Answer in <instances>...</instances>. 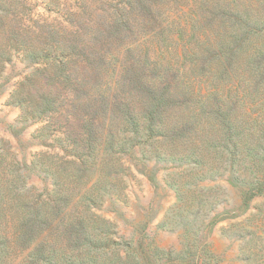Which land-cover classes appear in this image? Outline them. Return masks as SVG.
<instances>
[{
  "label": "trees",
  "instance_id": "16d2710c",
  "mask_svg": "<svg viewBox=\"0 0 264 264\" xmlns=\"http://www.w3.org/2000/svg\"><path fill=\"white\" fill-rule=\"evenodd\" d=\"M192 1L203 10L159 26L145 44L130 48L137 61L127 62L116 44L134 31L137 5L157 11L172 0H100V9L110 12L96 25L98 8L88 0H41L36 6H43V15L36 19L23 1L0 0V73L17 60L30 68L7 104L20 109L23 123L41 124L32 136L47 145L29 165L53 183L29 196L16 192L19 174L6 180L12 195L5 200L0 194L2 262L59 264L65 256L71 264H151L143 239L129 241L123 255L119 240L96 238L98 219L77 245L83 215L66 214L67 246L61 251L57 244L58 201L80 196L90 210L106 197L120 199L129 160L136 157L179 164L170 175L177 181L225 179L243 202L264 194V20L251 15L241 22L242 40L239 30L213 19L215 8L206 5L214 0ZM248 13L237 10L239 17ZM239 63L250 66L249 84ZM156 66L160 70L150 78ZM135 76L140 86L123 92L122 79L131 85ZM252 85L258 86L256 98ZM84 173L88 183L76 190Z\"/></svg>",
  "mask_w": 264,
  "mask_h": 264
},
{
  "label": "rangeland",
  "instance_id": "374dc122",
  "mask_svg": "<svg viewBox=\"0 0 264 264\" xmlns=\"http://www.w3.org/2000/svg\"><path fill=\"white\" fill-rule=\"evenodd\" d=\"M21 1L25 3L30 16L34 19L43 15V6H36L41 0ZM99 1L88 0V5L92 9L98 8L96 12L93 10L95 25L103 23L110 12L104 6L101 10ZM178 1L172 0L170 5L161 4L157 11L145 10L137 5L136 17L131 18L134 31L131 35L124 34L122 42L116 44L124 54L121 56L123 61H137L134 56L136 52L130 51V48L145 44L150 35L158 31L159 26L179 21L182 15L191 13L192 9L203 10L200 6H194L192 0H182L184 2L179 4ZM209 4L212 5L206 6L215 8L213 19L217 18V24L227 22L235 28L233 32L239 30L238 38L242 40L247 38V35L241 27V22H245L251 15L254 21L264 20V0H214ZM238 9L243 13L244 10L249 13L239 17ZM51 19L52 17L49 20ZM13 63L6 65L0 73V178L3 179L0 194L5 200H9L12 195L9 194L6 183V180L12 177V173L22 177L16 192L29 196L41 195L45 189L51 190L53 186L49 178L40 176L29 165L34 155L42 149L45 150L47 145L32 136L41 124L31 120L23 123L18 120L20 109L7 104L13 86L23 76L21 74L30 70L28 65L20 60ZM111 63L117 64L114 61ZM236 66L239 73L243 74L242 79L249 84L252 80L249 64L239 63ZM109 67L112 73L113 65ZM139 67L144 71L141 65ZM154 68L156 69L147 73L150 78L155 77L156 71L160 70V66ZM120 70L124 75L126 69L121 66ZM122 82L126 84L123 92L140 86L137 76L133 78L131 85L129 80L122 79ZM257 87L249 86L253 98H256L254 89ZM90 92L95 93L93 90ZM11 161H15L14 164ZM129 161H123L128 166L131 165V169L126 172L127 176L122 184L124 191L120 199L106 197L100 202L102 204L97 207L91 206L90 210L89 202L80 196L69 195L58 201L56 234L61 251L67 246L66 214L70 213V218L79 215L85 217L83 224L81 223L82 228L79 230L81 237L77 245L87 240L85 236H89L92 230L89 223L92 224L98 219L106 222V228L101 229L100 221L94 231L96 238L119 240L118 248L123 255L129 241L143 239L152 256L151 264H264V194L243 202L238 188L230 185L225 179L218 181L205 179L187 183V180L177 181L178 179L170 177L172 173L177 172L175 167L179 164L166 163L157 158L148 163L137 157ZM88 180L89 175L84 173L75 189L79 190L84 182L88 183ZM93 184L94 181L86 188ZM90 234H93V231ZM106 235L108 236L105 237ZM70 261L71 259L64 256L61 257L59 264H71ZM0 264H20V259L14 261L5 258L2 262L0 258Z\"/></svg>",
  "mask_w": 264,
  "mask_h": 264
}]
</instances>
